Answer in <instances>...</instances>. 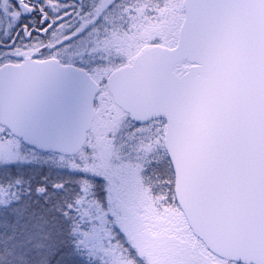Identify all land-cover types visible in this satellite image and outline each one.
<instances>
[{
	"label": "snow or ice",
	"instance_id": "6c2138e0",
	"mask_svg": "<svg viewBox=\"0 0 264 264\" xmlns=\"http://www.w3.org/2000/svg\"><path fill=\"white\" fill-rule=\"evenodd\" d=\"M0 264H264V0H0Z\"/></svg>",
	"mask_w": 264,
	"mask_h": 264
},
{
	"label": "flooded vegetation",
	"instance_id": "af4514ba",
	"mask_svg": "<svg viewBox=\"0 0 264 264\" xmlns=\"http://www.w3.org/2000/svg\"><path fill=\"white\" fill-rule=\"evenodd\" d=\"M70 3H73V2H77L78 3V0H69Z\"/></svg>",
	"mask_w": 264,
	"mask_h": 264
},
{
	"label": "rangeland",
	"instance_id": "374dc122",
	"mask_svg": "<svg viewBox=\"0 0 264 264\" xmlns=\"http://www.w3.org/2000/svg\"><path fill=\"white\" fill-rule=\"evenodd\" d=\"M86 2H90V0H86Z\"/></svg>",
	"mask_w": 264,
	"mask_h": 264
}]
</instances>
